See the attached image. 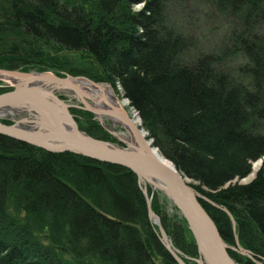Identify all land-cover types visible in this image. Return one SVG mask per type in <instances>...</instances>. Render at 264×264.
Returning <instances> with one entry per match:
<instances>
[{
    "label": "trees",
    "instance_id": "obj_1",
    "mask_svg": "<svg viewBox=\"0 0 264 264\" xmlns=\"http://www.w3.org/2000/svg\"><path fill=\"white\" fill-rule=\"evenodd\" d=\"M60 50L91 65L78 70L59 56L58 66L49 55ZM0 68L120 86L153 144L196 182L229 254L264 264V169L233 182L264 157V0H0ZM76 120L110 140L93 113ZM152 207L197 264L185 219H168L157 195ZM157 229L133 170L0 133V264H179Z\"/></svg>",
    "mask_w": 264,
    "mask_h": 264
},
{
    "label": "water",
    "instance_id": "obj_2",
    "mask_svg": "<svg viewBox=\"0 0 264 264\" xmlns=\"http://www.w3.org/2000/svg\"><path fill=\"white\" fill-rule=\"evenodd\" d=\"M76 79H85L94 86H101L84 76L67 74L61 77L53 71L0 69V80L12 86L11 90L0 93V133L47 151L73 152L96 161L132 169L138 175L140 187L147 199L148 216L157 224L161 242L179 264L188 263L181 250L173 244L160 216L154 211L153 196L147 190L148 184L168 195L186 219L198 247L199 256L193 258L197 264H240L229 254L230 245L223 239L215 220L199 201L201 194L186 182V177L178 174L176 165L172 168L161 160L157 153L158 147L150 142L145 128L132 120L122 102L118 100L114 104L101 98L96 105L94 98L74 82ZM62 91L86 104L85 109L92 112L105 127L108 128L103 117L113 123L118 122L128 131L130 141L124 140V144H121L103 140L80 129L71 112V105L61 96ZM90 99L95 103H90ZM5 114L22 116L13 118L12 124H6L2 121ZM110 131L120 137L115 130ZM207 200L224 209L235 224L232 213L226 207L209 198ZM237 243L240 253L254 258L252 252L239 243L238 237Z\"/></svg>",
    "mask_w": 264,
    "mask_h": 264
},
{
    "label": "rangeland",
    "instance_id": "obj_3",
    "mask_svg": "<svg viewBox=\"0 0 264 264\" xmlns=\"http://www.w3.org/2000/svg\"><path fill=\"white\" fill-rule=\"evenodd\" d=\"M142 5H136L134 7L135 10H138L141 8ZM49 56H52L51 57V61L60 66L61 64L58 62V58L59 56L62 57L61 59L66 61V64L67 66H74L75 69H78V70H83V69H86L88 66L91 65V58L88 57L87 55H85L84 53L82 52H68L66 50H60V51H54V52H51V55ZM61 60V61H62ZM45 61V60H44ZM42 65V64H40ZM47 66V65H46ZM39 67H43V66H39ZM2 69V68H0ZM37 69V68H36ZM31 69L29 71H23V72H45V71H53V70H50V69H45V70H39V69ZM6 70H9V69H6ZM15 70H20V69H15ZM22 71V70H20ZM54 72V71H53ZM64 73V76H61V77H65L67 74H70L72 75L71 73L69 72H66V71H62ZM57 74V73H56ZM73 76H84V77H88L84 74H79V75H73ZM89 78V77H88ZM91 79V78H89ZM92 81L96 82V83H99L101 85H108L111 90L113 91L114 95H115V98H116V101L114 104H117L118 103V100L120 101V103L122 102L124 108L126 109V111L128 112L129 116L132 117V119L134 120L135 116H137L139 118V121H140V124L141 126H143V123H142V119L139 115V113L131 106L130 104V101L129 99L124 96V93L122 92V88L120 86L119 87V92L120 93H117L115 91V89L107 82H103V81H95L93 79H91ZM3 82L0 80V85H2ZM10 85V84H9ZM62 92H65V91H62ZM61 92V93H62ZM20 116L22 115H19V114H15V118H19ZM94 118L97 120V118L95 117L94 115ZM104 119V122L106 123V125L108 126L105 127L103 124H101L100 121H98L101 126H103L105 128V130H107L109 132L108 135H105V132L100 130L98 131V134L100 135H103L107 138H109L110 140L109 141H113V142H116V143H121V144H124V140L126 141H130V138H129V133L128 131L124 130L119 124L118 122H111L108 118L106 117H103ZM115 124V125H114ZM145 128V127H144ZM110 130H115L120 137H118L117 135L113 134ZM145 134L147 135L148 137V134L149 132L145 129ZM149 138V137H148ZM150 142L153 143V139L150 138ZM159 152H161L159 150ZM166 159H168L171 163H174L171 159L167 158L165 155H163ZM175 165V164H174ZM177 167V166H176ZM178 168V167H177ZM264 169V157L258 159L257 161H254L253 164H252V170L251 172L244 178H240V179H235V181H233L234 183H239V184H247L249 182H251L252 180H254L258 173ZM178 174L181 175V176H184L186 177V181L190 184H194L196 182H194L192 179H190L189 177H187L182 171H180L179 169L177 170ZM193 186V185H192ZM160 198V197H159ZM165 207V205H163ZM165 214L167 215L168 219H170L171 221L179 216H181L180 212L177 211V208L175 206H172L171 203H169L168 206L165 207ZM158 214V213H157ZM159 215V214H158ZM160 216V215H159ZM160 219H161V216H160ZM154 223V222H153ZM161 223H162V219H161ZM155 224V223H154ZM157 225V224H156ZM163 225V223H162ZM164 226V225H163ZM158 227V226H157ZM165 228V227H164ZM158 230V229H157ZM166 230V229H165ZM167 231V230H166ZM168 233V232H167ZM171 238V237H170ZM172 240V238H171ZM173 241V240H172ZM174 244V243H173ZM183 253V250L181 251ZM184 258V257H183ZM191 261L195 262L193 260V258L195 257H189ZM244 260H246V258H244ZM247 262V260H246Z\"/></svg>",
    "mask_w": 264,
    "mask_h": 264
},
{
    "label": "bare ground",
    "instance_id": "obj_4",
    "mask_svg": "<svg viewBox=\"0 0 264 264\" xmlns=\"http://www.w3.org/2000/svg\"><path fill=\"white\" fill-rule=\"evenodd\" d=\"M74 82L79 85L82 89H84L86 91V93H88L91 97L94 98L96 105L97 101L99 102V99L101 98H105L104 100H108L109 102H117L115 95L113 93V91L111 90V88L108 85H101L100 87L94 86L93 84H91L90 82H88L85 79H76L74 80ZM100 105L102 106L103 103L100 102ZM133 120V119H132ZM134 122L139 125L140 121L139 118L137 116H135L134 118ZM115 125V124H114ZM150 139V138H149ZM45 150V149H44ZM159 150V148H158ZM159 157L161 158V160L169 167L174 168V166L176 165L175 163H171L168 159H166L163 154L159 151H157ZM175 164V165H174ZM122 166V165H121ZM125 167V166H124ZM176 167V166H175ZM132 170V169H131ZM139 181V180H138ZM187 182V181H186ZM152 187V192L149 193L150 195H152L154 197V195L158 196V202H160L162 205L168 206L169 203H171L172 206H175L174 203L172 202V200L168 197V195H166L163 191L154 188L151 184L147 185V190H148V186ZM149 192V190H148ZM160 197V198H159ZM153 203V200H152ZM176 207V206H175ZM166 210V209H165ZM155 211V210H154ZM180 212V211H179ZM181 214V212H180ZM181 217L184 218V216L181 214ZM185 219V218H184ZM186 221V219H185ZM187 222V221H186ZM188 225V224H187ZM189 227V226H188ZM190 229V228H189ZM191 234L193 235L192 231L190 230ZM194 237V236H193ZM195 239V238H194ZM229 252V251H228Z\"/></svg>",
    "mask_w": 264,
    "mask_h": 264
},
{
    "label": "flooded vegetation",
    "instance_id": "obj_5",
    "mask_svg": "<svg viewBox=\"0 0 264 264\" xmlns=\"http://www.w3.org/2000/svg\"><path fill=\"white\" fill-rule=\"evenodd\" d=\"M5 87L9 86L12 88L11 85L4 83ZM62 97L65 98L69 104L71 105V111L74 113L75 117L76 115L79 113V111L85 110L87 111L86 108V104H84L83 102H81V100H79L78 98L69 95L67 92H62L61 93ZM90 103L94 104L95 102H93V100H89ZM89 112V111H88Z\"/></svg>",
    "mask_w": 264,
    "mask_h": 264
}]
</instances>
